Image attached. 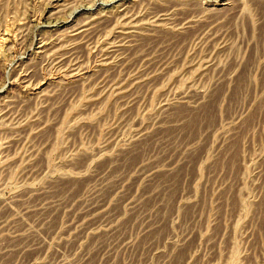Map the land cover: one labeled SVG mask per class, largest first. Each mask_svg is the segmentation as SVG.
I'll list each match as a JSON object with an SVG mask.
<instances>
[{
    "label": "rangeland",
    "instance_id": "1",
    "mask_svg": "<svg viewBox=\"0 0 264 264\" xmlns=\"http://www.w3.org/2000/svg\"><path fill=\"white\" fill-rule=\"evenodd\" d=\"M0 264H264V0H0Z\"/></svg>",
    "mask_w": 264,
    "mask_h": 264
}]
</instances>
